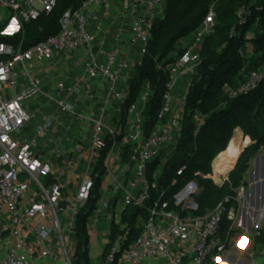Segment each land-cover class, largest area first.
Listing matches in <instances>:
<instances>
[{"label":"built area","instance_id":"1","mask_svg":"<svg viewBox=\"0 0 264 264\" xmlns=\"http://www.w3.org/2000/svg\"><path fill=\"white\" fill-rule=\"evenodd\" d=\"M166 1L86 0L79 9H68L63 13L56 35L25 48V26L43 14L52 13L57 0H0V242L3 248L0 264H35L37 259L44 258H59L63 264H73L77 216L88 206L97 182L120 197V209L112 214L119 233L113 240L111 236L108 238L105 264H148L153 261L209 264L234 248V238L223 240L219 234L226 215L232 223L231 229L236 224L237 210L231 208L228 211L227 206L231 201L241 204L246 193L244 185L235 190V198H226L205 216H183L171 210L170 202L166 200L168 190L160 192L152 205L146 207L152 191L157 189L155 183L161 170L175 154L182 138L189 89L202 64V45L215 30L213 9L175 62L167 70L158 67L166 74L167 82L156 122L150 126L145 114L152 96L148 83L130 106L126 118L118 124L108 122L111 103L125 104L129 97V88H120L128 64L120 47L91 49L95 37L89 25L97 20L92 8H109L118 3L121 15L130 26V44L140 48L139 54L143 58L160 8ZM237 17L238 26L247 25L252 11L242 7ZM258 26L257 20L244 36V45L240 49L244 59L253 51ZM231 35H236V28ZM84 47L88 50V60L81 81L87 83V80L106 78L109 82L106 104L93 118L80 113L71 103L70 97L77 91L75 86L68 87L64 81L47 86L43 79L50 74L51 66L60 56L73 55ZM101 58L105 59L104 63ZM182 77H190L183 93L178 89ZM263 83L264 69L251 72L238 89L229 90L230 98L249 94ZM38 99L47 100L57 113L70 120L92 125L88 167L80 174L79 186L74 189L69 185L72 181L58 176L54 163L44 158L45 154L55 156L61 152L56 141L48 138L51 127L61 125L56 113L36 128L33 138L25 137L35 119L27 104ZM206 119L203 114L195 113L193 121L197 132L205 125ZM66 131L71 128L67 127ZM43 138L52 149L39 145V139ZM119 143L124 147L122 155H128L129 159L124 170L117 175L106 166V162ZM157 160L160 165L153 172L152 185L149 167ZM63 161L69 167L66 160ZM186 170V166L178 170L171 187L177 186ZM121 176L126 177L125 182L120 181ZM228 176L225 181L229 180ZM191 186V183L187 184L174 196L176 206L185 205L197 190L196 187L183 196ZM111 203L110 198L101 197L99 193L91 216L99 218L111 209ZM130 208L147 210L146 216L137 218V236L124 222V215ZM88 231L94 233L96 226L89 225ZM262 258L264 264V254ZM249 264L260 263L252 259Z\"/></svg>","mask_w":264,"mask_h":264},{"label":"trees","instance_id":"2","mask_svg":"<svg viewBox=\"0 0 264 264\" xmlns=\"http://www.w3.org/2000/svg\"><path fill=\"white\" fill-rule=\"evenodd\" d=\"M85 1L57 0L56 8L52 13L43 14L37 21L25 26V48L56 35L59 32V19L63 13L68 9H79ZM166 3L165 16L156 20L147 54L142 58L135 78L130 82L129 97L123 110L124 115L127 114L130 106L141 94L144 85L148 83L152 96L145 114L150 126L156 122L167 82L166 74L158 67L162 65V68L167 70L175 62L176 59H169V56L176 49L177 43L194 34L214 7L215 30L212 35L206 37L202 45V64L189 89L182 138L175 154L157 179V189L152 191L151 199L146 204V207H150L160 192L168 190L166 200L170 202L171 210L183 216L188 214L205 216L216 204L222 203L228 197H236L235 190L241 185H246L245 179L253 157L264 148V83L257 90L234 99L224 95L226 87L238 89L247 81L248 74L260 70L259 66L264 65V0H256L253 4L248 0H167ZM242 7L249 8L252 17L247 25L238 26L237 12ZM257 20L258 29L263 28L260 30L261 33H256L253 40V49L257 57L252 61L251 69L243 73L246 61L241 56L240 49L244 45V36L253 29ZM234 28L236 35L232 36ZM196 112L208 116L199 132L193 121ZM249 143L251 145L243 151V147ZM221 154L214 171L213 161ZM240 155V160L235 170L230 173L228 182L222 187L215 185L211 179L213 173L218 177V173L223 178L227 177L231 166H234ZM159 165L160 160H157L149 167V179L152 185L153 172ZM184 166L187 170L183 179L197 181L201 189L200 193L194 196L198 204V210L195 212L185 210L183 212V208L176 206L174 201V196L189 184L187 182L183 187L181 185L171 187L178 170ZM99 185L100 182H97L88 206L77 216L76 232L73 236L76 242L74 254L76 264H91L88 219L99 198ZM190 191L191 188L184 192L183 196H187ZM238 207L235 201H231L227 206L228 211L231 208L237 210ZM127 212L124 215V222L137 236L135 231L137 218L140 215L146 216L147 210L130 208ZM231 228L232 223L226 215L219 234L223 240L233 235ZM262 230L264 227L255 239V254L264 252ZM118 233V228L114 227L111 239H115ZM106 252L107 248L102 264H105Z\"/></svg>","mask_w":264,"mask_h":264},{"label":"crops","instance_id":"3","mask_svg":"<svg viewBox=\"0 0 264 264\" xmlns=\"http://www.w3.org/2000/svg\"><path fill=\"white\" fill-rule=\"evenodd\" d=\"M92 11L96 13L97 20L92 21L89 25V30L95 37V43L92 45L91 49L98 51L102 48H122L128 67L120 81V88H129L130 82L135 78L137 69L142 62V58L139 54L140 48L130 44V26L128 25L127 20L121 15L119 5L116 2L109 8L94 6ZM87 60L88 50L85 47L79 49L73 55H62L51 66L50 74L43 77V79L47 86H53L57 81H64L68 87L75 86L77 91L70 97L71 103L76 106L80 113L85 114L89 118H93L97 116L100 108L106 104L109 82L106 78L99 80H87V83L81 81L84 77L83 65H85ZM100 61L104 63L105 59L101 58ZM82 66L83 70L73 72L70 70L72 68L79 69L78 67L81 68ZM47 86L45 90L48 91L49 87L47 88ZM179 92L181 91L179 90ZM123 106L124 104L117 101H113L111 103L110 110L108 112L109 123L118 124L121 119L127 117V114L124 115ZM27 109L28 111L34 113L35 119L38 120L36 128L42 124L46 118L53 113H56L61 125L52 126L48 138H53L56 141L57 145L61 148V152L59 155L55 156L45 154L44 158L51 160L54 163L58 176H64L72 181L69 184L70 188L74 189L79 186L80 174L88 167L87 152L92 142V125L88 122L70 120L66 115L59 112L57 113L54 106L44 99H38L35 102L28 103ZM67 127H70L71 131H66ZM32 131L33 128L31 127V129L25 133V137L27 139H31L35 136V133ZM39 145L42 147L44 146L47 150L53 148L48 144L46 138L39 139ZM123 151V144H117L116 148L111 152L106 162V166L117 175L124 170L125 162L129 159L128 155H122ZM257 157H259L258 160H256ZM257 157L251 162L249 172L245 179L246 185H244L246 193L239 205V208L237 209V221L232 229L234 239L236 240L234 248L230 250L226 256H223L216 261L211 260L209 264H227L228 257L233 254L237 255L238 262H242V264H249L252 259L260 264L263 263L262 255L264 252L258 254L254 253L255 239L260 235L259 231L264 227H261V221L264 218V155H259ZM63 159L66 160L69 167L65 166ZM120 181L125 182L126 177L121 176ZM99 186V188H101L99 192L100 196L110 198L112 200V207L108 212L102 214L99 218H96L93 215L88 219V226H96V231L94 233H89L90 239L91 236L96 237L98 240L101 239V236H103V233L101 232H106L107 234L106 239L103 240L105 245L102 255L95 261H92L90 256L91 264H102L104 252L108 244V238L111 236L113 228L116 226V223L112 220V214L120 209V197L109 192L105 186L101 184V182ZM194 193L191 194V197L194 196ZM191 197L185 205L182 206L183 211L195 212L198 210V204L195 201L192 203ZM188 216L193 215L188 214ZM253 227H255L254 234L252 231ZM238 249H242L240 254L234 253V250ZM2 252L3 248L0 242V258ZM252 254L253 258L251 257ZM35 264L63 263L59 258H44L37 259ZM148 264L165 263L153 261Z\"/></svg>","mask_w":264,"mask_h":264},{"label":"rangeland","instance_id":"4","mask_svg":"<svg viewBox=\"0 0 264 264\" xmlns=\"http://www.w3.org/2000/svg\"><path fill=\"white\" fill-rule=\"evenodd\" d=\"M249 1V3L250 4H253L256 0H248ZM166 11H167V3L165 2V4L160 8V12H159V16H158V18H163L164 16H165V13H166ZM213 11H214V7H213ZM157 18V19H158ZM263 28H259L258 29V31H256V33H261V31L260 30H262ZM194 39V34H191V35H189V36H187L186 38H183L180 42H178L177 43V45H176V49L173 51V53L169 56V59H173V60H175V59H177L181 54H182V52H183V48H184V46L186 45V44H188L189 42H191L192 40ZM257 57V54L255 53V51H254V49H253V51H250L248 54H247V57L245 58V66H244V70H243V73H245V72H248L250 69H251V63H252V61L255 59ZM84 66V65H83ZM83 66L80 68V67H78L79 69H74V68H72V69H70L72 72L73 71H77V70H83ZM160 66H162V65H160ZM259 68L260 69H264V65H260L259 66ZM189 80H190V77H182L181 78V80H180V82H179V86H178V89L183 93L184 91H185V89L187 88L186 87V83L187 82H189ZM228 87H226L225 89H224V95L227 97V98H229L230 97V94H229V90L231 89L230 87L227 89ZM223 105V104H222ZM205 116V115H204ZM208 116H206V118H207ZM38 122V120H33V122L31 123V127L33 128V133H35V130H36V123ZM31 133V132H30ZM41 143V142H40ZM251 145V143H249V144H247L245 147H243L244 149H243V151L248 147V146H250ZM243 153V152H242ZM242 153H241V155H242ZM241 155L237 158V160H236V162L234 163V166H231L232 168H231V170H230V172H229V175H230V173H232L234 170H235V168H236V166H237V164H238V162H239V160H240V157H241ZM259 155H264V148H262L261 150H260V152L258 153V154H256L254 157H253V159H252V161H254V159L257 157V156H259ZM222 156V154L221 155H219V156H217L215 159H214V161H213V169H214V171H215V164L218 162V159L220 158ZM162 172H163V169L161 170V173L159 174V177L161 176V174H162ZM218 175H219V177L217 176V175H215V173H213V175L211 176V179L213 180V182H214V184L215 185H217V186H219V187H222V186H224L228 181H225V179L222 177V175L221 174H219L218 173ZM228 179H229V176H228ZM174 181H176L175 179L173 180V182ZM178 181V180H177ZM187 182H189V183H191V190H194L195 189V187H194V185L197 187V190L195 191V193H194V196L196 197L199 193H200V191H201V189H200V187H199V185H198V183H197V181H195V180H179L178 181V184L177 185H181V187H183L184 186V183H187ZM155 185H156V187L158 186V182L156 181V183H155ZM75 191H73V193H74ZM194 196H192L191 197V202L193 203V201H195V199H194ZM194 200H193V199ZM196 202V201H195ZM219 204V203H218ZM218 204H216L212 209H210V211H209V213L210 212H212V210L218 205ZM238 206H239V204H238ZM239 208V207H238ZM62 220H64V216L62 215ZM264 226V218H263V220L261 221V227H263ZM252 231H253V234L255 233V227H253V229H252ZM260 232V231H259ZM261 232H263L264 233V230H262ZM101 233H103V236H101V239H97L96 237H94V236H91V239H90V250H91V253H90V256H91V260L92 261H95L97 258H99L101 255H102V253H103V249H104V243H103V240H105L106 239V237H107V234H106V232H101ZM234 238V236L232 235L231 237H229V239H233ZM102 243V244H101ZM72 260H73V264H76V259H75V255H73V258H72Z\"/></svg>","mask_w":264,"mask_h":264},{"label":"water","instance_id":"5","mask_svg":"<svg viewBox=\"0 0 264 264\" xmlns=\"http://www.w3.org/2000/svg\"><path fill=\"white\" fill-rule=\"evenodd\" d=\"M259 159V157H257L256 158V160H258ZM193 185V184H192ZM194 187L196 188V186L194 185ZM236 242V240L234 241V243ZM241 250L242 249H238V250H234V253H236V254H240V252H241ZM251 253H252V251H251ZM228 254V252L227 253H225V255L224 256H226ZM227 264H242V262H238V257H237V255H232V256H229L228 257V262H227ZM243 264H246V263H243Z\"/></svg>","mask_w":264,"mask_h":264}]
</instances>
